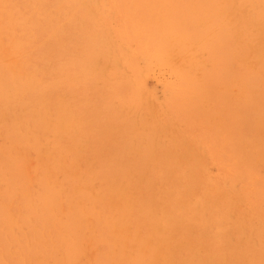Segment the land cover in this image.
I'll list each match as a JSON object with an SVG mask.
<instances>
[{
  "label": "rangeland",
  "instance_id": "obj_1",
  "mask_svg": "<svg viewBox=\"0 0 264 264\" xmlns=\"http://www.w3.org/2000/svg\"><path fill=\"white\" fill-rule=\"evenodd\" d=\"M0 17V264H264V0Z\"/></svg>",
  "mask_w": 264,
  "mask_h": 264
},
{
  "label": "bare ground",
  "instance_id": "obj_2",
  "mask_svg": "<svg viewBox=\"0 0 264 264\" xmlns=\"http://www.w3.org/2000/svg\"><path fill=\"white\" fill-rule=\"evenodd\" d=\"M89 3H90V1H89ZM165 3H166V1H165ZM165 3H164V4H165ZM83 6H84V5H83ZM90 7H91V6H90ZM232 7H233V6H232ZM2 8H3V7H2ZM95 8H96V7H95ZM150 8H152V7H150ZM55 9H56V8H55ZM65 11H66V10H65ZM91 12H92V11H91ZM67 13H68V12H67ZM156 13H157V12H156ZM72 14H73V13H72ZM93 14H94V13H93ZM234 14H235V13H234ZM0 18H1V17H0ZM209 21H210V20H209ZM209 21H208V22H209ZM81 22H82V21H81ZM201 22H202V21H201ZM147 25H149V24H147ZM81 27H82V26H81ZM261 30H263V29H261ZM210 33H211V32H210ZM82 36H83V35H82ZM43 43H44V42H43ZM104 45H105V44H104ZM162 47H163V46H162ZM235 49H236V48H235ZM250 49H251V48H250ZM162 50H163V49H162ZM150 53H151V52H150ZM171 53H172V52H171ZM109 54H110V53H109ZM169 54H170V53H169ZM189 54H190V53H189ZM116 55H117V54H116ZM143 56H144V55H143ZM112 57H113V56H112ZM248 57H249V56H248ZM82 58H83V57H82ZM174 59H175V58H174ZM96 61H97V60H96ZM98 61H99V60H98ZM190 61H191V60H190ZM115 62H117V61H115ZM97 63H98V62H97ZM174 64H175V63H174ZM16 70H17V69H16ZM16 72H18V71H16ZM101 73H102V72H101ZM191 73H192V72H191ZM29 78H30V77H29ZM25 80H26V79H25ZM37 80H38V78H37ZM29 83H30V82H29ZM180 85H181V84H180ZM33 86H34V84H33ZM178 89H179V88H178ZM96 95H97V94H96ZM42 97H43V96H42ZM61 99H62V98H61ZM173 99H174V98H173ZM204 101H205V100H204ZM60 106H61V105H60ZM34 109H35V108H34ZM26 110H27V109H26ZM44 110H45V109H44ZM27 113H28V112H27ZM38 113H39V112H38ZM135 119H136V118H135ZM67 121H68V120H67ZM171 122H172V121H171ZM61 123H62V122H61ZM59 124H60V123H59ZM48 126H49V125H48ZM81 139H82V138H81ZM79 143H80V142H79ZM173 143H174V142H173ZM154 144H155V143H154ZM153 150H154V149H153ZM190 150H191V149H190ZM184 156H185V155H184ZM184 156H183V157H184ZM197 156H198V155H197ZM155 158H156V157H155ZM176 163H178V162H176ZM196 163H197V161H196ZM196 163H195V164H196ZM188 164H189V163H188ZM179 168H182V167H179ZM191 172H192V171H191ZM184 176H185V175H184ZM187 182H188V181H187ZM153 184H154V183H153ZM188 184H189V182H188ZM188 184H187V185H188ZM139 188H140V187H139ZM73 190H74V189H73ZM120 192H121V190H120ZM119 194H120V193H119ZM122 194H123V191H122ZM124 194H125V193H124ZM131 195H132V194H131ZM201 195H202V193H201ZM117 196H119V195H117ZM166 197H167V196H166ZM115 198H116V197H115ZM115 198H114V199H115ZM117 198H118V197H117ZM221 198H222V197H221ZM119 199H120V198L116 199V201H119ZM122 199H123V197L121 198V200H122ZM221 200H222V199H221ZM122 201H124V200H122ZM119 202H120V201H119ZM119 202H118V203H119ZM126 202H127V201H126ZM115 203H116V202H115ZM229 203H231V202H229ZM193 204H194V203H193ZM115 205H116V204H115ZM216 206H217V205H216ZM124 207H126V206H124ZM127 207H128V206H127ZM230 216H231V215H230ZM129 217H130V216H129ZM180 218H181V217H180ZM114 223H115V222H114ZM121 223H122V222H121ZM207 223H208V222H207ZM194 224H195V223H194ZM138 227H139V226H138ZM204 227H205V226H204ZM231 227H232V226H231ZM125 228H126V227H125ZM191 229H192V228H191ZM122 230H123V229H122ZM122 230H121V231H122ZM129 230H130V229H129ZM129 230H128V231H129ZM76 231H77V230H76ZM121 231H120V232H121ZM117 232H118V231H117ZM139 232H140V231H139ZM209 236H210V235H209ZM138 237H139V236H138ZM124 243H125V242H124ZM146 244H147V243H146ZM163 244H164V243H163ZM165 244H166V243H165ZM165 244H164V245H165ZM160 245H161V244H160ZM164 245L162 246L161 249H163ZM125 246H126V245H125ZM158 247H159V246H158ZM145 248H146V246H145ZM165 250H166V249H165ZM165 250H164V253H166ZM156 251H157V250H156ZM158 251H159V250H158ZM161 251H163V250H161ZM161 251H159V252H161ZM143 252H144V251H143ZM159 252H155V253H159ZM200 252H201V251H200ZM161 253H162V252H161ZM162 254H163V253H162ZM156 255H158V254H156ZM167 255H168V254H167ZM163 256H165V255H163ZM163 256H162V258H164ZM156 257H157V256H156ZM156 257H155V258H156ZM168 257H169V256H168ZM156 260H157V259H156ZM160 260H161V258H160ZM165 260H167V259H165ZM157 261H158V260H157ZM161 261H162V260H161ZM155 262H156V261H155ZM158 262H159V261H158ZM164 262H165V261H164ZM167 262H168V261H167ZM167 262H166V263H167ZM153 263H154V262H153ZM168 263H169V262H168ZM155 264H156V263H155ZM162 264H163V263H162ZM170 264H171V263H170ZM173 264H174V263H173Z\"/></svg>",
  "mask_w": 264,
  "mask_h": 264
}]
</instances>
